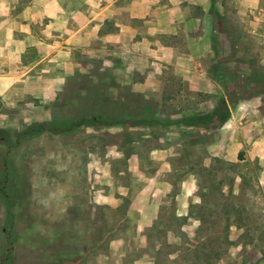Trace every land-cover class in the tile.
Here are the masks:
<instances>
[{
    "label": "rangeland",
    "instance_id": "obj_1",
    "mask_svg": "<svg viewBox=\"0 0 264 264\" xmlns=\"http://www.w3.org/2000/svg\"><path fill=\"white\" fill-rule=\"evenodd\" d=\"M244 3H178L172 33L0 96V264H264V10Z\"/></svg>",
    "mask_w": 264,
    "mask_h": 264
},
{
    "label": "crops",
    "instance_id": "obj_2",
    "mask_svg": "<svg viewBox=\"0 0 264 264\" xmlns=\"http://www.w3.org/2000/svg\"><path fill=\"white\" fill-rule=\"evenodd\" d=\"M184 1L196 9L197 0H0V96L19 85L42 98L85 54L116 53L104 47L134 48L150 34L172 33L177 11L192 19L175 8ZM243 2L241 11L264 10L257 0Z\"/></svg>",
    "mask_w": 264,
    "mask_h": 264
},
{
    "label": "trees",
    "instance_id": "obj_3",
    "mask_svg": "<svg viewBox=\"0 0 264 264\" xmlns=\"http://www.w3.org/2000/svg\"><path fill=\"white\" fill-rule=\"evenodd\" d=\"M218 18H219V23H220L221 22L220 17L218 16ZM112 120H113V118H108L106 121H103V122H101L99 120H97V121H99L100 123H102L104 125H113L115 122H113ZM201 121L202 120H200V119L194 118V119H191V121L188 123V125H194V124L200 123ZM44 130L45 129H43L41 126H39L37 124H33L28 129H26L24 131V133L30 134L31 132H34V131H37L36 133H40Z\"/></svg>",
    "mask_w": 264,
    "mask_h": 264
}]
</instances>
